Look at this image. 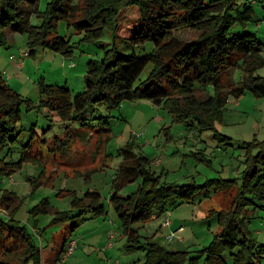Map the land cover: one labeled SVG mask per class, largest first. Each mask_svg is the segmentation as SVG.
Segmentation results:
<instances>
[{
	"label": "rangeland",
	"instance_id": "obj_1",
	"mask_svg": "<svg viewBox=\"0 0 264 264\" xmlns=\"http://www.w3.org/2000/svg\"><path fill=\"white\" fill-rule=\"evenodd\" d=\"M47 2L40 1L41 11L46 9ZM233 2V14L236 10L243 11L247 5L251 18L244 24L236 22L229 33H253L264 43V0ZM58 33L73 45L70 55L39 48L35 55L25 58L22 68L11 64L10 55L18 57L30 50L27 35L16 33L14 44L0 46V72H4L7 83L24 99L18 140L0 150V159L15 163L7 171L9 174L0 176V200L5 192H14L18 206L13 211L0 207V217L4 221L13 219L29 232L42 251V264H144V249L130 253L124 250L126 239L121 234V220L109 201L123 160L120 149L131 142L135 152L150 159L149 167L165 184L203 185L215 178L239 179L245 168L247 143L264 140V96L250 90L238 98L230 94L221 120L214 122L212 128L201 127L198 121L180 122L165 107L148 99L126 100L115 109L99 104L87 109L85 122L64 121L55 110L37 105L46 97L41 81L45 85L66 87L74 96L85 90L90 59H101L112 47L117 52L143 55L152 52L154 45L151 42L132 45L121 37H114L107 29L99 39L87 41L85 33L62 21ZM200 33L187 26L175 29L171 37L188 42ZM260 54L264 59V48ZM230 74L233 87H240L241 71L235 69ZM256 74L264 77V65ZM213 91L209 85L204 90L196 89L195 96L205 100ZM32 140L33 150L40 151L39 158L43 159L22 161V151L28 150L23 147ZM143 182V177L138 176L124 182L116 191L127 196L138 192ZM88 190L100 192L106 214L55 222L57 212L69 213L75 196L82 198ZM236 195V187L231 186L218 191L210 187L197 190L192 193V199L145 221L139 228L141 240L146 243L149 239H159L169 249L185 251L187 258L181 264H190L193 260L196 264H209L202 250L221 227L208 215L212 209L232 210ZM43 200L48 211H37L36 206ZM71 213L74 217L77 212ZM167 216L170 227L163 226ZM249 216L248 237L257 245H264V208L258 207ZM106 230L114 231L116 237H105ZM170 232L174 236L168 240L165 236ZM73 238L77 241L76 250L64 261L55 260L62 242ZM254 254L257 262L264 264V251L257 248ZM223 257L225 263L234 264L230 250Z\"/></svg>",
	"mask_w": 264,
	"mask_h": 264
},
{
	"label": "trees",
	"instance_id": "obj_2",
	"mask_svg": "<svg viewBox=\"0 0 264 264\" xmlns=\"http://www.w3.org/2000/svg\"><path fill=\"white\" fill-rule=\"evenodd\" d=\"M40 1L0 0V46L9 45L12 34L24 33L30 49L28 56L35 55L39 48L68 56L73 45L58 33L61 21L85 33L87 41L99 39L107 29L114 37L132 45L145 42L154 45L152 52L143 55L117 52L112 47L101 59H90L85 90L74 96L66 87L45 85L41 81L46 97L37 105L55 110L64 121L85 122L87 109L99 104L115 109L126 100L148 99L165 107L180 122L198 121L201 127L212 128L214 122L221 120L230 94L238 98L250 90L264 96V77L256 74L264 65L260 54L264 43L253 33H229L236 22L244 24L251 18L247 5L233 14V0H48L46 9L41 11ZM187 26L201 31V35L188 42L171 37L175 29ZM235 69L242 73V85L236 88L230 74ZM209 85L214 93L198 100L195 90H204ZM23 102L0 72V150L18 140ZM32 144L33 140L24 145L28 150L22 151V161L43 159ZM246 148L245 168L239 179L215 178L198 185L162 183L149 167L148 157L135 152L131 142L122 147L123 160L109 201L121 220L126 239L124 250L130 253L144 249V264L183 263L187 258L185 251L169 249L159 239L144 243L139 228L153 215L158 217L192 199V193L197 190L210 187L218 191L231 186L237 189L234 208L210 210L208 216L215 219L221 230L202 252L209 264H227L223 257L227 250L234 264H259L254 252L257 248L263 252L264 245H257L248 237L246 220L253 210L264 208V140L247 143ZM14 164L0 159V176L11 171ZM138 176L144 180L138 192L118 194L116 190L124 182ZM17 198L14 192H5L0 207L13 211L18 206ZM35 209L46 212L48 205L43 200ZM71 211L77 215L73 217ZM71 211L57 212L55 222L83 215H87L85 220L96 218L106 214L107 209L100 192L88 190L82 198L75 196ZM67 242V239L62 242L57 257L66 251ZM0 256V264H42V251L29 232L13 219L4 221L1 217ZM190 264L196 263L193 260Z\"/></svg>",
	"mask_w": 264,
	"mask_h": 264
},
{
	"label": "built area",
	"instance_id": "obj_3",
	"mask_svg": "<svg viewBox=\"0 0 264 264\" xmlns=\"http://www.w3.org/2000/svg\"><path fill=\"white\" fill-rule=\"evenodd\" d=\"M27 56H28V52L25 51V52H22L18 57H16L15 55H11L10 59L12 61H14L19 68H22L23 64H24V60H25V58ZM72 66H73V64H72ZM167 212H168V210L166 211V213ZM155 217H156V215H153V218H155ZM170 225H171V221H170V219L167 216L165 221H164V223H163V226L164 227H170ZM180 228L182 229V227H180ZM173 236H174V233L170 232L165 237L168 240L169 239L171 240L173 238ZM109 245L111 246V244H109ZM76 247H77L76 239H74V238L73 239H69L68 242H67L66 251L61 256V261H64L70 254H72L76 250Z\"/></svg>",
	"mask_w": 264,
	"mask_h": 264
},
{
	"label": "crops",
	"instance_id": "obj_4",
	"mask_svg": "<svg viewBox=\"0 0 264 264\" xmlns=\"http://www.w3.org/2000/svg\"><path fill=\"white\" fill-rule=\"evenodd\" d=\"M10 39H11V41H10V44H14L15 42H16V35L15 34H12L11 36H10ZM11 55H14V54H11ZM10 55V56H11ZM12 63L11 64H13V65H15V66H17L16 65V63L14 62V61H11ZM12 66V65H11ZM8 68H11L10 67V65H8L7 66ZM6 67V68H7ZM7 71V70H6ZM2 74H4V72L2 73ZM4 76V75H3ZM6 79V78H5ZM7 79H9V78H7ZM121 227V226H120ZM113 233V234H112ZM112 233H110V230H106V233H105V237H108V239L110 238V236L111 237H116V235L114 234V231L112 232ZM121 234H122V227H121ZM125 238V237H124ZM126 242V241H125ZM43 257V256H42ZM42 257H41V259H42ZM61 260V257H57V256H55V260Z\"/></svg>",
	"mask_w": 264,
	"mask_h": 264
}]
</instances>
